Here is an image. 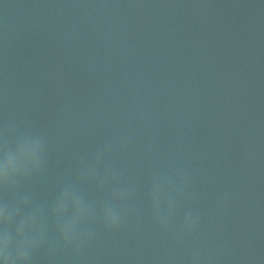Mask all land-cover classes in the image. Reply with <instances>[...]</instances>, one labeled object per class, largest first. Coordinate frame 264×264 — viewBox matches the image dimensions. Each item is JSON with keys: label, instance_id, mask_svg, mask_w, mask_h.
<instances>
[{"label": "water", "instance_id": "95a60500", "mask_svg": "<svg viewBox=\"0 0 264 264\" xmlns=\"http://www.w3.org/2000/svg\"><path fill=\"white\" fill-rule=\"evenodd\" d=\"M44 132L48 167L26 184L47 204L108 140L138 209L80 256L35 264H163L186 245L152 222L155 170L190 169L193 236L213 264H264V0H0V129ZM82 189L106 198L95 183ZM230 192L224 207L218 199ZM11 198V197H10ZM50 235L54 231L50 228Z\"/></svg>", "mask_w": 264, "mask_h": 264}, {"label": "clouds", "instance_id": "9594fccd", "mask_svg": "<svg viewBox=\"0 0 264 264\" xmlns=\"http://www.w3.org/2000/svg\"><path fill=\"white\" fill-rule=\"evenodd\" d=\"M131 142L130 135L116 137L100 145L91 158L82 157L76 179L67 181L50 203L43 204L24 186L48 167L46 133L8 125L0 129V264H35L40 253L54 257L67 251L80 256L95 240L98 225L109 232L124 227L138 213L129 203L135 185L122 183V173L109 158ZM93 182L97 192H108L106 198L87 197L82 185ZM192 183L186 167L167 174L154 170L150 178L152 222L163 234H172L177 243L185 244L188 253L180 260L169 254L163 264H213L212 252L205 254L193 240L201 213L195 208L180 211L182 203L196 198ZM231 199L232 194L225 192L218 206L224 207Z\"/></svg>", "mask_w": 264, "mask_h": 264}]
</instances>
